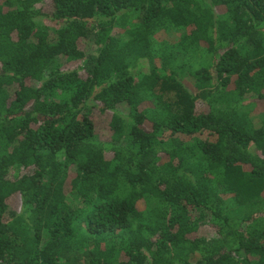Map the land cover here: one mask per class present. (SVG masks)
I'll return each mask as SVG.
<instances>
[{"label":"trees","instance_id":"obj_1","mask_svg":"<svg viewBox=\"0 0 264 264\" xmlns=\"http://www.w3.org/2000/svg\"><path fill=\"white\" fill-rule=\"evenodd\" d=\"M0 264H264V0H0Z\"/></svg>","mask_w":264,"mask_h":264},{"label":"rangeland","instance_id":"obj_2","mask_svg":"<svg viewBox=\"0 0 264 264\" xmlns=\"http://www.w3.org/2000/svg\"><path fill=\"white\" fill-rule=\"evenodd\" d=\"M45 9H47V6H45ZM118 30L119 29H117L116 32H118ZM98 132H99V135H100L99 137H100L101 141H109L110 134H109V132H108V130H107L105 125H101V127L98 130ZM10 203L11 204L9 205V209L18 210L20 208V203H19L18 200H10ZM205 233H206V229L202 228V229H200L198 234L199 235H205Z\"/></svg>","mask_w":264,"mask_h":264}]
</instances>
